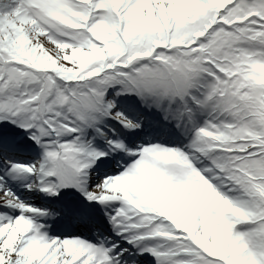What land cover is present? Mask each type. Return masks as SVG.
Returning a JSON list of instances; mask_svg holds the SVG:
<instances>
[{
  "label": "snow or ice",
  "instance_id": "obj_1",
  "mask_svg": "<svg viewBox=\"0 0 264 264\" xmlns=\"http://www.w3.org/2000/svg\"><path fill=\"white\" fill-rule=\"evenodd\" d=\"M132 97L177 129H194L188 150H134L117 129L109 136L106 120L142 128L118 107ZM5 122L44 150L37 163L6 160L10 173L29 178V191L75 188L103 205L140 256L264 264V0H0ZM17 147L0 132V150ZM121 152L134 162L118 163ZM97 162L113 172L97 177ZM50 215L0 177V264H122L128 248L107 237L50 236L40 222Z\"/></svg>",
  "mask_w": 264,
  "mask_h": 264
},
{
  "label": "bare ground",
  "instance_id": "obj_2",
  "mask_svg": "<svg viewBox=\"0 0 264 264\" xmlns=\"http://www.w3.org/2000/svg\"><path fill=\"white\" fill-rule=\"evenodd\" d=\"M118 107H119L120 110H122V109L125 108L124 107V104L121 103V102L118 104ZM138 109H142V108L139 107ZM152 114L155 115V112L152 111ZM160 114L162 115V118H163V114L162 113H160ZM204 119L205 118L203 116H201L200 117V120L201 121H198V123L200 125H202L204 123ZM101 127H103L104 128V131L106 133H108L109 135H112V132L110 131L111 128L117 129L116 135L119 134L122 131L121 128L119 127V125L116 124V122H114V121H107L106 120L105 123L101 125ZM182 131H184V130H182ZM185 131H187L188 137L192 140L194 138V129H191L190 133H189V129H185ZM88 132H92L93 133V136H96V139H95L96 142H99L101 139L104 140V138H102L101 136H98L93 129L89 130ZM188 137L185 136V135H182V138H184L186 140H188ZM15 141L17 142L18 147L16 148L17 149L16 151H13L11 153V155H13L14 158L20 159V156H21V154L23 152L22 151L23 150V146L27 142H24L25 140L24 141L23 140L21 141L19 139L18 140H15ZM190 142H188V144ZM105 144H106V142H105ZM185 148H186V146H185ZM4 151H6V150H4ZM132 162H134V160H130L129 161L127 159L126 164L130 165ZM207 164H208V162H205V165L206 166H207ZM103 168L104 167L102 166V169ZM104 170H106V169H104ZM123 170L124 169H122L121 171H123ZM19 176L24 179V182L22 184H19L17 181H14V180H10L9 179V177L19 178ZM32 179H34V178H32ZM29 182H31V180L29 178H27L26 176H24V175H20V174L19 175L10 174L8 176V178L6 179V182H4V184H5V188L6 189H10L13 193H15L16 196H18L21 200L25 201L26 203H32L33 201H30L31 197L37 196V198H39L38 200H36V201H38L37 202L38 204H40V205H45V204L50 205V204H52L51 203V201H52L51 198L53 197V198H55L54 201L56 200V203L55 204L57 206H59V208H63V204H58V203L60 202V200H63L65 198L64 192H66V190L62 189L60 191V195L59 196L49 195V194H46L44 192H40L38 189L37 190H33V191H29L28 188L26 187V184L29 183ZM89 183H91V181ZM75 191H76V193H80V195H82L78 199H81L84 196L78 190L75 189ZM229 195L235 196L237 194L236 193H229ZM98 208H99V211H100L101 214H105V209H104V206L103 205L98 204ZM10 214L18 215L19 213H10ZM42 219H45L44 220L45 223H51L52 222V220H51L50 217L42 218ZM85 220L97 221L98 222V220L95 217H86ZM100 222L103 224L102 221H100ZM104 225L107 226V227H109V228H113V226L111 225V223L108 220V216H107L106 222L103 224V226ZM56 227H58L57 228L58 230H62L59 226H56ZM52 233H53V235H56L58 232L57 231H54L53 229L51 230V232L48 230V234L49 235H51ZM116 239L118 240L119 239V236H116ZM120 239H121V241L118 240V242L116 243V244H118L120 246V249H123L122 246H124L125 248H128V249H131L130 252L128 250V252H125L124 253V255L122 257V260L123 261H126L127 259H129V257L130 258H137L138 256H140L139 252L137 251V249L133 245L128 244L127 240L123 239L122 237ZM140 257H142V259L145 262V264H156V258L153 257V256H151L147 252L144 253L143 256H140Z\"/></svg>",
  "mask_w": 264,
  "mask_h": 264
},
{
  "label": "rangeland",
  "instance_id": "obj_3",
  "mask_svg": "<svg viewBox=\"0 0 264 264\" xmlns=\"http://www.w3.org/2000/svg\"><path fill=\"white\" fill-rule=\"evenodd\" d=\"M115 91H116V89H111V90H110V92H112V93H114ZM0 125H1V124H0ZM6 127H7L8 129H12V128H13L12 131H13L14 133H15V132H18V131H21L20 128H18L16 125H13V124H12V125H5L4 128H6ZM88 131H89V130H88ZM88 131H87V132H88ZM10 134H11V136H16V135L13 134V133H10ZM89 134H90V136H91V132H89ZM20 136H28V137H29V135H28L27 133H23V134H21Z\"/></svg>",
  "mask_w": 264,
  "mask_h": 264
}]
</instances>
